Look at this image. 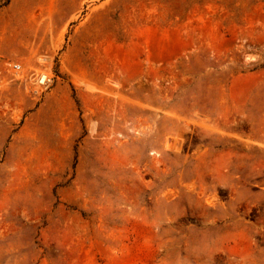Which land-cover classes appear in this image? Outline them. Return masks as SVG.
Returning <instances> with one entry per match:
<instances>
[{
    "label": "rangeland",
    "instance_id": "obj_1",
    "mask_svg": "<svg viewBox=\"0 0 264 264\" xmlns=\"http://www.w3.org/2000/svg\"><path fill=\"white\" fill-rule=\"evenodd\" d=\"M0 264H264V0H0Z\"/></svg>",
    "mask_w": 264,
    "mask_h": 264
},
{
    "label": "built area",
    "instance_id": "obj_2",
    "mask_svg": "<svg viewBox=\"0 0 264 264\" xmlns=\"http://www.w3.org/2000/svg\"><path fill=\"white\" fill-rule=\"evenodd\" d=\"M13 69L16 72H19L22 70V66L21 65H14ZM31 79L36 80V82L43 87L44 91L43 92H48L51 91L55 85V79L54 78H49L46 75H41V76H37L35 74H31L30 75Z\"/></svg>",
    "mask_w": 264,
    "mask_h": 264
},
{
    "label": "crops",
    "instance_id": "obj_3",
    "mask_svg": "<svg viewBox=\"0 0 264 264\" xmlns=\"http://www.w3.org/2000/svg\"><path fill=\"white\" fill-rule=\"evenodd\" d=\"M52 91H53V90H52ZM48 94H49V93H48ZM48 94H47V95H48Z\"/></svg>",
    "mask_w": 264,
    "mask_h": 264
}]
</instances>
